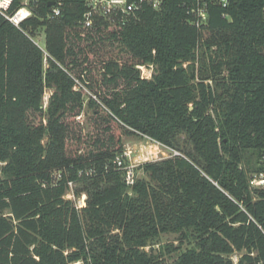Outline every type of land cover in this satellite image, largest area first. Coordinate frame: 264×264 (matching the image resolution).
Wrapping results in <instances>:
<instances>
[{
  "label": "trees",
  "instance_id": "16d2710c",
  "mask_svg": "<svg viewBox=\"0 0 264 264\" xmlns=\"http://www.w3.org/2000/svg\"><path fill=\"white\" fill-rule=\"evenodd\" d=\"M206 1L201 29L192 0L121 26L85 28L84 0L54 21L46 1L22 30L0 15V264H169L147 251L165 234L172 264H264V0ZM23 30L45 31L46 66ZM130 136L177 154L129 186Z\"/></svg>",
  "mask_w": 264,
  "mask_h": 264
},
{
  "label": "built area",
  "instance_id": "2783aa9c",
  "mask_svg": "<svg viewBox=\"0 0 264 264\" xmlns=\"http://www.w3.org/2000/svg\"><path fill=\"white\" fill-rule=\"evenodd\" d=\"M47 1L48 8H50L49 13L46 16V20L54 21L63 16L64 9L67 6L68 0H0V15L10 22L16 28L22 30L23 25L36 16V8H41L43 3ZM165 0H84V6L86 8L83 14V19L81 24L85 28H91L98 23L106 22L111 26H121L125 25L131 18H137V16L145 9L152 8L154 10H159ZM197 6L193 13L196 15L197 19L193 24L201 29L203 26L207 25L208 20V3L206 0H192ZM231 0H211L212 4H217L224 9L230 6ZM16 8V9H13ZM44 20V19H43ZM23 32L33 41V43L41 49L45 57V63L47 60L48 52L46 46H41L37 37L40 34L45 38V31L42 30L37 34L36 37L31 36L29 31L23 30ZM146 67H139L141 71H144ZM143 77V76H142ZM81 119V118H80ZM79 119V120H80ZM148 141L155 143L156 147H165L159 142H156L150 138H146ZM166 148V147H165ZM142 153L147 154L144 163L154 162L149 161L150 154L143 150ZM175 154H177L175 152ZM162 160V159H160ZM159 161V160H157ZM260 164H264V152L262 153ZM118 168L124 172L125 182L127 185L132 186L135 184V166L128 165L123 161V158H117ZM250 185L254 189L264 190V171L255 173L251 176ZM73 185L70 184V193L73 194L72 198H75L73 192ZM70 193L67 194V199L70 200ZM77 209H82L86 206V195H82V201H75ZM242 254H234L231 260L234 264H239ZM72 264H84L83 262H75Z\"/></svg>",
  "mask_w": 264,
  "mask_h": 264
},
{
  "label": "rangeland",
  "instance_id": "374dc122",
  "mask_svg": "<svg viewBox=\"0 0 264 264\" xmlns=\"http://www.w3.org/2000/svg\"><path fill=\"white\" fill-rule=\"evenodd\" d=\"M37 41L41 44V46H45V38L40 34V36L37 37ZM45 63V62H44ZM46 66V63H45ZM154 68L153 67H146L144 68V71H141V74L143 76V79H151L153 75ZM207 84H212V82H207ZM51 95V91H48L45 96H44V108H46L48 104V99ZM88 115L87 112H85L81 119L80 122L83 126L86 127L88 123ZM87 128V127H86ZM87 131V129H85ZM124 141V149L125 152L123 154V159L126 161L128 165L135 166L134 173H135V179H143L146 177V174L143 172V170L139 167L141 166V162L143 163L145 159L142 158V151L145 150L147 151L149 156V161H157L160 159H167L171 157L173 154H175L174 150H171L169 148L165 147H156L155 143H152L148 141L145 138H141L138 136H130V137H125L123 139ZM152 151V152H151ZM74 187H73V192H74ZM70 193V192H69ZM75 195V194H74ZM73 194L70 193V200L72 201H82V196L78 198L75 196V198H72ZM87 198V197H86ZM179 235L176 234H165L161 235L155 242L153 243L154 245L151 247L147 248V251H150L151 248H153L154 253L162 252L164 258L167 260L169 264H172L174 261H176L179 257L178 252H173V253H168L165 250L166 246H171L173 245L175 248L179 246ZM187 248H190V245L187 243L184 244L182 247L183 250H186Z\"/></svg>",
  "mask_w": 264,
  "mask_h": 264
},
{
  "label": "bare ground",
  "instance_id": "6f19581e",
  "mask_svg": "<svg viewBox=\"0 0 264 264\" xmlns=\"http://www.w3.org/2000/svg\"><path fill=\"white\" fill-rule=\"evenodd\" d=\"M151 152H152V151H151ZM147 156H148L147 154H144V153L142 154V158H143V159L147 158Z\"/></svg>",
  "mask_w": 264,
  "mask_h": 264
},
{
  "label": "water",
  "instance_id": "95a60500",
  "mask_svg": "<svg viewBox=\"0 0 264 264\" xmlns=\"http://www.w3.org/2000/svg\"><path fill=\"white\" fill-rule=\"evenodd\" d=\"M191 110H193V108H191Z\"/></svg>",
  "mask_w": 264,
  "mask_h": 264
}]
</instances>
